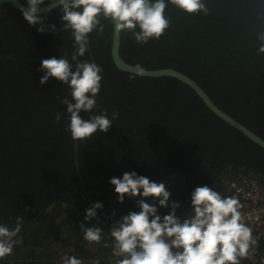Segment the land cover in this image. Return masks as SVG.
I'll list each match as a JSON object with an SVG mask.
<instances>
[{
  "label": "trees",
  "instance_id": "obj_1",
  "mask_svg": "<svg viewBox=\"0 0 264 264\" xmlns=\"http://www.w3.org/2000/svg\"><path fill=\"white\" fill-rule=\"evenodd\" d=\"M165 2L170 28L164 36L140 45L132 32L120 33L121 58L143 69L170 68L189 76L219 108L264 140V55L256 54L264 0H205L206 16L188 15ZM41 16L56 26L55 33L47 28L38 33L9 3L0 6V224L14 228L16 217H24L19 243L3 264H63L66 256L110 264L111 247L104 244H111L112 225L139 211L135 200L120 204L109 183L125 172L163 182L170 202L181 205V219L197 186L221 191L228 179L246 176L264 185V151L215 118L186 86L114 67L112 25L103 19V33L98 27L90 35L91 50L82 60L103 68L93 114L107 109L109 118L113 111L120 115L107 133L74 144L64 130L68 114L60 102L71 99L70 90L55 79L40 83L41 60L70 57L73 40L61 31L58 12ZM57 112L63 114L59 123ZM81 117L89 118L83 112ZM97 202L103 209L85 222L86 210ZM157 214L168 213L158 208ZM81 224L100 227L102 243L85 242Z\"/></svg>",
  "mask_w": 264,
  "mask_h": 264
},
{
  "label": "clouds",
  "instance_id": "obj_2",
  "mask_svg": "<svg viewBox=\"0 0 264 264\" xmlns=\"http://www.w3.org/2000/svg\"><path fill=\"white\" fill-rule=\"evenodd\" d=\"M168 2L188 15H208L205 0ZM167 6L165 0H23L20 11L30 27H36L41 34L46 28L55 33L56 26L46 25V16L38 14L55 10L63 25L61 31L73 40L70 57L65 53L60 58L41 60L44 75L40 83L55 79L70 90L71 99L64 97L60 102L66 105L68 114L64 130L74 144H84L97 133H107L120 115L113 111L109 118L107 109L93 114L98 109L97 97L104 77L103 68L94 60H82L91 50L90 35L98 27L103 33V19L111 23L115 33L132 32L137 44L158 41L170 28V20L165 16ZM257 40L256 54L264 55V32L258 33ZM137 67L143 75L144 69ZM82 112L88 114L87 120L81 117ZM62 116L57 112L55 121L59 123ZM109 183L120 204L128 198L137 201L139 208L122 216L110 229L111 244L105 243L104 247H111L114 264H242L259 247L258 238L244 222L243 205L234 196H222L208 185L197 186L191 192L190 210L181 219L177 216L181 205L170 202L171 193L163 182H153L133 171L125 172L122 178L113 177ZM149 198L156 203L145 202ZM158 208L170 211L161 216L157 214ZM102 209L101 203H94L86 210L85 222L96 218L97 210ZM23 219L17 216L14 228L0 224V264L14 254ZM80 229L82 239L89 245L102 243L100 227L81 224ZM63 264L84 261L66 256ZM90 264L101 261L96 258Z\"/></svg>",
  "mask_w": 264,
  "mask_h": 264
},
{
  "label": "water",
  "instance_id": "obj_3",
  "mask_svg": "<svg viewBox=\"0 0 264 264\" xmlns=\"http://www.w3.org/2000/svg\"><path fill=\"white\" fill-rule=\"evenodd\" d=\"M3 3H9L11 7L19 12L21 2L19 0H0V6ZM26 7V5H24ZM49 12H41L39 15L47 14ZM120 39L121 35L119 33H115L112 27V38H111V46H110V57L114 67L125 73L133 74L136 76L144 77V78H173L186 86L189 90H191L195 96L200 100V102L204 105V107L218 120L240 133L243 137H245L248 141L253 143L258 148L264 151V140L252 132L250 129L242 125L240 122L235 120L233 117L224 112L221 108H219L210 98V96L202 89V87L191 79L189 76L177 71L175 69L163 68L156 70H148L144 69V74L141 75L138 71V67L132 64L125 62L120 56Z\"/></svg>",
  "mask_w": 264,
  "mask_h": 264
},
{
  "label": "built area",
  "instance_id": "obj_4",
  "mask_svg": "<svg viewBox=\"0 0 264 264\" xmlns=\"http://www.w3.org/2000/svg\"><path fill=\"white\" fill-rule=\"evenodd\" d=\"M238 198L243 205L244 222L253 230L258 243H264V185L257 177H235L227 182V195ZM250 264H264V254L257 248L254 255L243 260Z\"/></svg>",
  "mask_w": 264,
  "mask_h": 264
},
{
  "label": "rangeland",
  "instance_id": "obj_5",
  "mask_svg": "<svg viewBox=\"0 0 264 264\" xmlns=\"http://www.w3.org/2000/svg\"><path fill=\"white\" fill-rule=\"evenodd\" d=\"M233 178V177H232ZM228 180H230V179H228ZM228 182V181H227ZM226 190V192H227V183H226V185L224 186V188L223 189H221V191L219 190L218 192H220V194L223 196V194H224V191ZM166 211H167V213L170 211V209H166ZM185 212H183L182 214H184ZM182 218H184V216L182 215L181 216ZM49 258L52 260V261H54V260H56V261H59L58 259H57V257L56 256H54V255H51V254H49ZM78 258V257H77ZM106 260H108L109 262H110V264H114V260H115V258L114 257H112L111 258V260L109 259V258H107ZM108 263V262H107Z\"/></svg>",
  "mask_w": 264,
  "mask_h": 264
},
{
  "label": "crops",
  "instance_id": "obj_6",
  "mask_svg": "<svg viewBox=\"0 0 264 264\" xmlns=\"http://www.w3.org/2000/svg\"><path fill=\"white\" fill-rule=\"evenodd\" d=\"M258 249H259V251H260L261 253H263V254H264V243H262V244H259V247H258ZM242 262H245V261H242Z\"/></svg>",
  "mask_w": 264,
  "mask_h": 264
}]
</instances>
